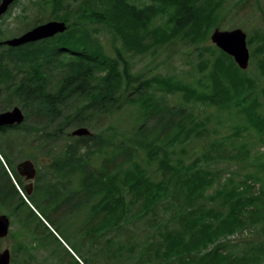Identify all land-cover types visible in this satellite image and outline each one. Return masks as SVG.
I'll return each mask as SVG.
<instances>
[{
	"label": "trees",
	"instance_id": "16d2710c",
	"mask_svg": "<svg viewBox=\"0 0 264 264\" xmlns=\"http://www.w3.org/2000/svg\"><path fill=\"white\" fill-rule=\"evenodd\" d=\"M29 2L43 17L37 23L50 21L44 19L50 14L68 28L18 47L1 44L9 30L0 28V112L20 106L25 113L23 123L0 128V204L14 206L11 215L26 211L22 224L42 236L39 226H47L42 220L32 225L30 203L60 230L61 206L70 205L69 210L95 197L91 213L101 235L124 229L122 224L135 216L152 217L156 231L150 242L158 264L264 262V239L242 244L230 238L248 228L264 235V152L255 155L247 142L237 140L244 131H256L264 141V85L218 47L200 46L220 26L227 0ZM21 17L25 26L31 24L30 12ZM103 26L111 32L113 53L100 36ZM178 42L194 44L200 64L209 68L206 79L198 80L199 89L173 76L146 77L134 70L132 56L146 46ZM251 44L264 78V30L248 36ZM163 92H181L185 102L171 106L163 102ZM126 106L136 107L129 132L111 123L100 128L101 117ZM206 106L216 107V114H202ZM232 109L238 120L227 123L220 114ZM214 118L222 126L233 125L231 133L209 127ZM75 127L94 132L73 136ZM196 138L201 143L186 152V144ZM35 141L44 142L48 158L39 161L36 187L26 194L13 159L29 157L28 142L35 146ZM96 152L103 155L100 170L92 160ZM227 157L247 168L231 170L225 178L211 161ZM79 171L83 175L76 177ZM76 181L80 188L75 191ZM63 235L79 253L77 233ZM18 249L30 256L24 264L34 263L32 247L20 244ZM70 264L81 263L73 258Z\"/></svg>",
	"mask_w": 264,
	"mask_h": 264
},
{
	"label": "rangeland",
	"instance_id": "374dc122",
	"mask_svg": "<svg viewBox=\"0 0 264 264\" xmlns=\"http://www.w3.org/2000/svg\"><path fill=\"white\" fill-rule=\"evenodd\" d=\"M237 5L240 6L237 8ZM11 7L12 9L9 10V7L7 12L3 14L0 19V28L7 29V31L9 30L7 38L21 35L23 32L35 26L33 24L37 23L36 20L43 18L42 15H37L38 12L33 9L29 0H17L16 3L11 5ZM24 10L27 12H24ZM29 12L32 21L30 25L25 26L23 23H26L27 20L25 21L21 16ZM221 12L222 16L219 20L220 26L213 27L207 40L200 43V46L207 45V47L217 48V46L211 41V34L217 27L223 30L242 28L248 33L249 37L256 31L264 30V0H227V4L225 7H222ZM48 17L53 20L50 17V14H47L44 19H47ZM156 22H161V19L158 18ZM100 30L102 40H104L107 45L109 52L113 53V44L111 43L112 35L110 30L104 26L100 27ZM153 46H146L143 48L142 52L139 54L135 53V55L132 56V65L135 71L142 72L146 77H152L154 75L173 76L176 79L181 80L182 83L192 84L193 87L195 86L199 89L198 80H201L202 78L206 79L209 68L203 67L202 64H200V57L198 56L199 51L194 44L178 42L176 44L167 43L160 47ZM249 46L250 52H255V44ZM207 56L213 57L210 53L207 54ZM245 72L249 75L255 76L260 84L264 85V78L260 74V68L256 65L252 55L249 66ZM247 94L248 92L244 91L243 95L246 96ZM160 95H162L164 99L163 102H166L171 106H176L185 102H183L184 97L181 92H163L162 94L160 93ZM199 104H197L198 108ZM12 108L13 107L9 109ZM135 108L136 107L133 106H126L113 116L101 117L99 121L100 128L112 124L117 127L119 132H129L131 127L135 125L133 119ZM216 112V107L206 106L202 111V114H212L214 116ZM220 116H223L227 123H232L238 120L233 109L224 111ZM212 126H217L219 131H226L228 133H231L233 130V125L227 124L222 126L216 122L215 118L212 120L209 127ZM77 128L78 127L71 129V134ZM90 131L94 132L93 128H91ZM212 133L214 134V131H212ZM242 134L248 138L241 139L240 137ZM242 134L237 140L247 142L252 148L251 153H254L255 155L261 154V156H263L264 141H260L256 138V136H258L257 132L244 131ZM33 143L35 146L28 142V148L26 151L29 153V157L23 159L14 157L13 161H15L16 164L24 159H31L34 161L35 166L38 169V167L41 166L39 161L43 158L44 160L48 158L42 151L44 142L41 141L40 145H38V141ZM200 143V139H192L185 146L188 150L186 152H192ZM181 147V145L176 146L177 152L180 151ZM84 151L85 150H83V152ZM255 155H251L248 161L250 162L253 160ZM92 160L96 170H100L103 155L96 152ZM211 162L213 168L215 167L222 176L226 174L224 175L226 176L225 178L229 176V171L231 170H237L239 168V170L242 169L243 171V169L247 168L243 162H239L233 157L218 158L216 162L215 160H212ZM75 175L78 177L83 175V173L79 171ZM23 182L24 187L27 186L30 189V194H32L36 187V178L32 181L23 178ZM73 186V190H79L80 182L76 181ZM216 187H218V182L215 183L211 190ZM17 188L24 198V192L22 191L24 188L21 189L19 185H17ZM71 189L72 188L69 190ZM127 199L129 198L127 197ZM96 200L97 198L92 197L89 203L85 205L83 204L84 206L82 205L83 207L74 205L71 206L69 210L68 207L70 205H68V207L61 206L57 211V214L61 219L62 214L64 215V218L59 225L60 230L53 224H50L44 218L45 216H42L38 212V208L35 204L30 203L32 210L35 212L34 223L32 225L35 223L40 224V220H42L47 226V229H45L44 225H38L42 230V236L31 234L25 225L22 224L21 220H23L25 224L24 217L26 211L23 210V212L18 215H11L9 210L14 206L5 203L0 204V214H7L11 223L9 234L4 238H0V251L5 248L11 250L10 264H24L27 259L30 258L29 254L24 252L25 249L24 251L18 249L20 244L32 247L31 252L33 257H35V260L34 263L30 264H70L73 258H77L81 264H158L157 258L153 252V244L150 242L153 241L154 232L156 231V229L150 224L152 222V217L149 216V214L146 216H135L122 224L123 227H125L124 229L118 231H115V229L113 231L110 230L106 234L101 235L96 228L98 218H95L91 213L92 204L96 202ZM23 208V206H20V209ZM63 233L71 236L74 233H77V241L81 242L78 243L80 248L79 253L74 252L70 242L64 237ZM39 234L41 235V233ZM229 237H227V239ZM230 238L233 242H242L250 239L263 240L264 235L259 233L255 228H248L243 233L236 234L235 237L231 236ZM243 243L244 242H242V244ZM245 243L247 244V241H245ZM66 250H68L71 255L66 256ZM261 264H264V262Z\"/></svg>",
	"mask_w": 264,
	"mask_h": 264
},
{
	"label": "water",
	"instance_id": "95a60500",
	"mask_svg": "<svg viewBox=\"0 0 264 264\" xmlns=\"http://www.w3.org/2000/svg\"><path fill=\"white\" fill-rule=\"evenodd\" d=\"M15 0H1L0 2V19L5 14L9 6ZM68 25L65 21L50 20L33 26L21 35L9 37L2 40V45L11 47L23 46L27 43L37 42L42 39L52 37L58 33H63L67 30ZM211 41L225 53L232 56L238 66L245 70L249 66L251 52L248 46V33L242 28H234L231 30H223L219 27L215 28L211 34ZM25 121V113L20 106H14L0 112V128L21 124ZM87 127H78L73 135L90 134ZM17 171L24 176L26 180L32 181L37 174L35 163L31 159H25L17 165ZM28 193L30 189L26 186ZM10 218L7 214H0V238H4L9 234ZM11 263V250L5 248L0 251V264Z\"/></svg>",
	"mask_w": 264,
	"mask_h": 264
},
{
	"label": "flooded vegetation",
	"instance_id": "af4514ba",
	"mask_svg": "<svg viewBox=\"0 0 264 264\" xmlns=\"http://www.w3.org/2000/svg\"><path fill=\"white\" fill-rule=\"evenodd\" d=\"M24 160H25V159H24ZM22 161H23V160H22ZM22 161H20V162H22ZM20 162H19V163H20ZM19 163H18V164H19ZM18 164H16V167H17ZM25 187H26V186H25Z\"/></svg>",
	"mask_w": 264,
	"mask_h": 264
}]
</instances>
